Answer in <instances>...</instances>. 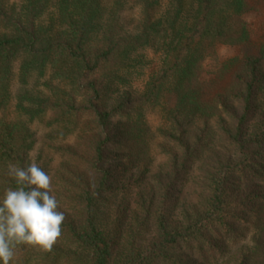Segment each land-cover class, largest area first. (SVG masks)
Masks as SVG:
<instances>
[{
    "label": "trees",
    "instance_id": "16d2710c",
    "mask_svg": "<svg viewBox=\"0 0 264 264\" xmlns=\"http://www.w3.org/2000/svg\"><path fill=\"white\" fill-rule=\"evenodd\" d=\"M131 1L0 0V199L18 187L9 164L26 167L35 153L47 170L48 153L67 150L59 143L96 135L85 161L94 181L74 201L78 222L63 221L50 251L17 246L10 264H216L249 240L253 252L240 253L238 264H264V43L224 63L213 83L201 79L216 44L251 45L243 16L264 10V0H136L142 21L133 26L123 15ZM148 49L159 67L141 91L131 92V72ZM41 81L44 91L31 85ZM223 84L240 102L238 115L223 93L214 94ZM162 101L171 130L164 138L182 154L177 177L212 144L204 139L205 120L224 113L234 123L218 122L221 152L201 171L198 208L175 223L164 193L154 213L142 205L143 217L122 241L106 212L107 197L118 192L108 152L123 148L145 162L148 119ZM114 119L123 124L122 141L111 129ZM199 120L203 127L189 135ZM39 121H46L47 133L35 151L31 125ZM253 183L254 192L234 196L239 185Z\"/></svg>",
    "mask_w": 264,
    "mask_h": 264
},
{
    "label": "rangeland",
    "instance_id": "374dc122",
    "mask_svg": "<svg viewBox=\"0 0 264 264\" xmlns=\"http://www.w3.org/2000/svg\"><path fill=\"white\" fill-rule=\"evenodd\" d=\"M123 15L132 26L139 25L142 21V8L136 0H132ZM243 19L247 22L249 43L251 45L242 47L216 44L214 48L215 56L210 57L204 63L201 75L203 81L213 83L217 80L218 71L224 63H228L233 59L240 60L243 55L254 50L252 49L253 46L264 43L263 8L259 7L256 11L245 14ZM142 56L143 64H137L130 75L129 90L131 92L141 91L144 84L159 67L160 59L153 51L148 49L142 53ZM31 85L33 87L36 86L34 87L35 89L44 91L43 81L37 84L32 83ZM226 85L225 87L224 84L220 88L216 87L214 94L217 90L223 93L221 95L230 112L238 115L241 111L240 102L234 97L227 95ZM165 107H167V104L164 102L161 107H157V110L148 119L150 149L145 162H136L130 159L127 157L128 152L123 148H112L108 152L110 160L107 167H111L115 172L113 187L118 192L116 196L107 197L109 208L106 212L109 221H117L122 241L134 228V220L143 217L142 205L149 206L152 213H154L159 206V202L164 199V193L168 196V213L175 223L181 222L184 212L198 208L201 195V171L205 165H210L214 157L221 152L222 142H220L221 136L218 130V122L222 119L226 127L230 128H232L234 123L230 115L224 113H214L205 120L207 121L208 130L204 139L205 141L211 140L212 144L203 149L199 160L194 165H191L187 173L179 174L180 176L178 175L177 177L174 172H180L179 166L182 154L164 138L166 133L171 132L165 119ZM202 127L203 120L197 121L193 127L192 125L189 127V135L196 133V129ZM111 129L117 134L119 140L125 139L121 121L114 119ZM31 131L37 141L36 151L45 142L44 138L47 133L46 121L34 122L31 125ZM95 136V134L91 133L89 138L84 136L82 141L69 139L64 143H59L67 149L66 152L50 151L48 153L51 157L50 167L47 170L43 168V170L52 178L50 194L56 197L59 206L58 210L64 213L65 221L78 222L79 209L74 207V201L78 199L80 189L86 183L92 184L94 181L93 177H89L85 161L91 157L90 146L92 138ZM145 169L147 173L143 179H140L139 176ZM124 186L129 187L128 192L125 190L121 191ZM255 187V183L246 186L239 185L233 191L234 196L238 195V197L242 198L250 191L254 192ZM125 192L126 194H124ZM247 240H249L248 237ZM249 241L239 244L225 262L216 264H238L240 261L238 258L239 254H246L252 250L253 244ZM251 252L249 255L252 254Z\"/></svg>",
    "mask_w": 264,
    "mask_h": 264
},
{
    "label": "clouds",
    "instance_id": "9594fccd",
    "mask_svg": "<svg viewBox=\"0 0 264 264\" xmlns=\"http://www.w3.org/2000/svg\"><path fill=\"white\" fill-rule=\"evenodd\" d=\"M8 175L18 187L7 189L0 199V264H10L19 245L50 251L65 220L56 197L50 194L52 178L34 155L26 167L9 164Z\"/></svg>",
    "mask_w": 264,
    "mask_h": 264
}]
</instances>
